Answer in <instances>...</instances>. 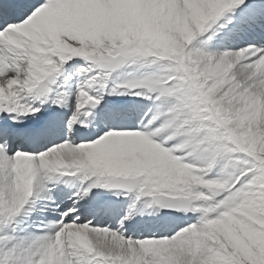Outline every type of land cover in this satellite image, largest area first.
Listing matches in <instances>:
<instances>
[{
	"label": "snow or ice",
	"instance_id": "6c2138e0",
	"mask_svg": "<svg viewBox=\"0 0 264 264\" xmlns=\"http://www.w3.org/2000/svg\"><path fill=\"white\" fill-rule=\"evenodd\" d=\"M198 2L211 10L183 52L198 73L215 74L192 81L146 58L139 41L90 44L97 14L85 0H0V208L10 205L0 264H249L212 225L246 208L243 226L264 237L253 222L264 212V153L249 147L264 144V121L250 118L251 102L264 103V0ZM151 43L157 55L171 46ZM233 98L241 103L220 107ZM189 173L226 185L207 201L215 211L188 204V193H206ZM112 188L124 190L115 195L127 209L101 200ZM161 192L163 209L188 218L168 223L172 213L161 212L129 232L141 198ZM38 200L51 218L19 229Z\"/></svg>",
	"mask_w": 264,
	"mask_h": 264
},
{
	"label": "rangeland",
	"instance_id": "374dc122",
	"mask_svg": "<svg viewBox=\"0 0 264 264\" xmlns=\"http://www.w3.org/2000/svg\"><path fill=\"white\" fill-rule=\"evenodd\" d=\"M124 7L125 6H123L121 10H124ZM95 13L97 14L94 18L95 26L88 33V41L90 44L93 43L102 44L104 41H108L110 44H115L116 42L123 44L127 42L139 41L141 43L138 46L143 50V53L146 58L155 57L157 60L166 59L175 71L183 73V77H186L187 79L192 81H197L200 80L201 77H204L202 68L198 73L195 67H190V65L196 64L197 61L190 56H185L183 52V47L187 42L185 44L178 42L170 43L171 44L170 47L166 49H160V54L157 55V52L154 50L156 46L151 42L158 40L153 38L151 35L147 36L146 32L144 31L143 28H141V26L137 24H133V22L127 16L125 11L121 12V14L118 16L116 14L109 15L108 11L105 12L102 11V6H97L95 8ZM122 75H126V74H122ZM116 98L124 99L123 97H116ZM228 103L225 105H221L220 107H223L225 110H229L231 107L227 106ZM258 106L263 107V110L260 111L259 110L260 108L258 107H257L258 110L256 107H251L252 111L250 113V118L251 121L253 122L264 121V106L263 104H260ZM231 123H232L231 120L227 121V124H231ZM249 147H252L253 150L257 152V154L264 153V144L249 145ZM137 153H139L138 149H135L134 155L136 156ZM134 155H132L133 158H135ZM184 179L187 182L193 184L194 186L196 184H199V186L204 187L206 189V193L203 192L188 193L186 199L190 201L189 203L190 205L195 200H203L205 202V204L195 206L193 210L203 209L206 214L208 211H215L216 206L207 204V201L211 200L214 195L219 194L220 191L227 190L226 185L218 184V183H209V182L201 183L191 173L187 174L184 177ZM112 190H115L116 192L124 191L122 189L117 190L116 188H112ZM105 191L107 192V190ZM157 195H164V193L162 192L156 193L153 195L152 198H154ZM152 198L145 197L141 199L143 201V200H151ZM140 204L142 205V203L138 202V207L141 206ZM6 213L7 212L3 205L2 208H0V215H5ZM256 215L259 218L253 220V222L260 224L261 227H264V212L258 211ZM139 217L141 216L139 215L134 216V218H138V219ZM156 217H158V222H159L160 217L155 216L154 218ZM145 218H149V221H151V218H153V216L149 217L146 215ZM240 218L252 219L253 217L249 214V210L246 208L234 209L233 214H230L227 217H225V219L220 223L212 225V230L216 232L218 235L222 236L226 241V243L234 250L235 253H238L240 256L247 258L249 260V264H255L256 259L264 257V237L259 236V234L255 232L248 231L243 226ZM164 221L169 223V221L166 219H164ZM245 241H247L248 244L257 247L258 254L256 256L250 253L248 246L245 244ZM212 259L213 261H215V264H225L224 257L214 256Z\"/></svg>",
	"mask_w": 264,
	"mask_h": 264
},
{
	"label": "bare ground",
	"instance_id": "6f19581e",
	"mask_svg": "<svg viewBox=\"0 0 264 264\" xmlns=\"http://www.w3.org/2000/svg\"><path fill=\"white\" fill-rule=\"evenodd\" d=\"M97 6H102V11H108L109 15L116 14L118 16L121 12L125 11L133 24L141 26L147 36L151 35L158 41L161 40L170 43L178 42L184 44L191 39L193 30L200 27L207 11L211 10L210 7L198 2V0H184L183 8L180 9L176 15H173L175 10L179 7L176 0H85V3L82 5V7L92 10L94 13ZM123 6H125L124 10H121ZM202 72L204 77L215 74L214 71L207 66L202 68ZM261 93H264V89H261ZM111 99L116 100L115 98ZM240 103L241 101L238 98H233L227 106L234 107ZM260 104H263L264 106V103L260 100V96H257L255 100L251 102L250 107H258L260 108L259 110L262 111L263 107L258 106ZM141 148L142 142L136 141L132 148L131 155L135 154V149H138V152H140ZM62 179L70 178L64 177ZM34 198L35 196L30 198V201ZM101 200L114 202L119 204L120 207L123 205V203L119 202L117 199L109 196L108 192L101 197ZM42 203V201L38 200L36 205L32 207H29L28 204L25 205V208L22 211H27V216L24 217V223L17 226L19 229L28 232L35 231L33 225H39L46 216L49 219L51 218L47 213H44L42 209L38 210L39 205ZM4 207L6 212H8L10 205L5 202ZM101 218H103V220L107 219V217L104 216ZM168 218L174 223H179L182 219H187L188 216L184 213H178L168 216ZM136 224L140 223H132V229L129 230H133Z\"/></svg>",
	"mask_w": 264,
	"mask_h": 264
},
{
	"label": "clouds",
	"instance_id": "9594fccd",
	"mask_svg": "<svg viewBox=\"0 0 264 264\" xmlns=\"http://www.w3.org/2000/svg\"><path fill=\"white\" fill-rule=\"evenodd\" d=\"M66 159L71 163L72 157H66ZM166 201L163 195H157L151 200L145 201L141 206L133 209L134 215L139 216H159L161 209L165 207Z\"/></svg>",
	"mask_w": 264,
	"mask_h": 264
}]
</instances>
